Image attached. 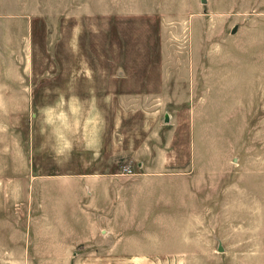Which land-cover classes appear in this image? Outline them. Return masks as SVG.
I'll use <instances>...</instances> for the list:
<instances>
[{
  "label": "rangeland",
  "instance_id": "rangeland-1",
  "mask_svg": "<svg viewBox=\"0 0 264 264\" xmlns=\"http://www.w3.org/2000/svg\"><path fill=\"white\" fill-rule=\"evenodd\" d=\"M149 59L170 117H138L145 151L66 150L96 113L69 76ZM102 162L109 196L67 240L75 208L40 185ZM78 263L264 264V0H0V264Z\"/></svg>",
  "mask_w": 264,
  "mask_h": 264
},
{
  "label": "crops",
  "instance_id": "crops-1",
  "mask_svg": "<svg viewBox=\"0 0 264 264\" xmlns=\"http://www.w3.org/2000/svg\"><path fill=\"white\" fill-rule=\"evenodd\" d=\"M160 55V54H159ZM160 58L158 59V61ZM157 61V62H158ZM148 65L144 72H129L121 69H114L113 71L98 70L96 72H80L79 80L77 77L69 76L71 79L70 87L67 88V95L74 96L71 99L79 105L76 110H90L95 111L92 115L90 125L94 128L88 132V129L80 126H73L72 135L78 134L76 138L70 141V152L88 150L95 152V158L106 161L116 160L117 157H124L125 159L137 158L138 152L145 151L148 147L146 141L141 140V145L138 147L131 143V129L135 128L136 120L151 119L157 122L161 120L163 123H168L169 114L168 100L165 97L168 92L167 84L163 82L165 78H158V74H153L154 60L149 59ZM54 75V74H53ZM153 75V76H152ZM76 79V80H74ZM159 79V80H158ZM155 80H158L155 82ZM166 80V79H165ZM164 80V81H165ZM164 85V86H163ZM49 94L52 91H48ZM56 91H54L55 93ZM80 96V97H79ZM86 96V97H83ZM67 100V99H66ZM86 100V101H85ZM52 109V108H51ZM141 116V117H139ZM139 117V118H138ZM86 133L94 134V139H87V146L84 145L86 141ZM90 138V137H89ZM151 150V148H150ZM152 156L150 155V159ZM148 161L138 162L139 167H148ZM108 168V169H107ZM112 167L99 166L94 170L81 171H67L62 173L68 176V182H60L55 188H46L42 186V194L46 196L45 200L57 201L59 204L66 203L69 208H75L74 215L71 219H79L71 222V230L68 234L70 239L75 240L80 234L77 233L74 227V222H80V228L83 227L81 223H85V214L81 213L83 202L90 199H101L104 196H109L108 186L114 180ZM100 177H88V176ZM65 178V179H68ZM39 186V185H38ZM61 191L66 192L67 197L63 199ZM68 236V237H69ZM81 264V263H78Z\"/></svg>",
  "mask_w": 264,
  "mask_h": 264
},
{
  "label": "water",
  "instance_id": "water-1",
  "mask_svg": "<svg viewBox=\"0 0 264 264\" xmlns=\"http://www.w3.org/2000/svg\"><path fill=\"white\" fill-rule=\"evenodd\" d=\"M234 30V29H233ZM166 121H168V117H166Z\"/></svg>",
  "mask_w": 264,
  "mask_h": 264
}]
</instances>
